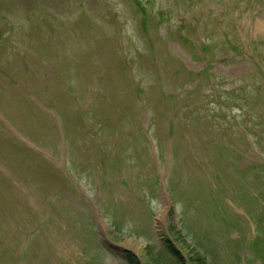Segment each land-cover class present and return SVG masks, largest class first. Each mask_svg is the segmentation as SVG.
Returning a JSON list of instances; mask_svg holds the SVG:
<instances>
[{
	"label": "rangeland",
	"instance_id": "rangeland-1",
	"mask_svg": "<svg viewBox=\"0 0 264 264\" xmlns=\"http://www.w3.org/2000/svg\"><path fill=\"white\" fill-rule=\"evenodd\" d=\"M222 20L263 41L264 0H0V264H264V89L202 70Z\"/></svg>",
	"mask_w": 264,
	"mask_h": 264
},
{
	"label": "trees",
	"instance_id": "trees-1",
	"mask_svg": "<svg viewBox=\"0 0 264 264\" xmlns=\"http://www.w3.org/2000/svg\"><path fill=\"white\" fill-rule=\"evenodd\" d=\"M200 17V16H199ZM217 19V17H215ZM210 23V22H209ZM212 23V22H211ZM210 23V24H211ZM223 23H225L223 20L218 22L217 24L214 25L215 30H217V34H216V38L217 41L213 43V50L215 52V56H224L226 57L227 60L233 62H236V60L239 58L240 60H249L252 63V69L250 72L256 70V74L252 75V80L257 84V88L262 86V88L264 89V66L262 65L264 63V39L263 41L259 40V41H254L251 43H242V42H236L234 40H231L229 38V33H228V26L225 25L224 27H220V25H222ZM231 28V25H230ZM254 40V39H252ZM250 40V41H252ZM208 47L205 46L203 48V50L201 51V53L203 55H206L208 53ZM216 52L218 54H216ZM246 62V61H245ZM203 72V71H201ZM249 72V73H250ZM196 74V73H195ZM213 74L215 77H217V75H215L213 72L210 73ZM247 87V84L241 87H238V89L240 91H243L245 88ZM239 91V92H240ZM258 91V90H257ZM241 104H245L244 100H249V96L247 94H241ZM222 102H219V100H217V105L220 107ZM146 106V110L149 109L150 107H154L153 105L147 107ZM222 107V106H221ZM167 243V247L169 249V251L171 252V254H173L180 263H183L184 259L182 257V255L179 253V251L173 246V243L168 239L166 240ZM125 258L133 264H139V262L137 261L135 255L131 252H125ZM194 260V259H192ZM201 260L200 258H198L197 261ZM201 264V263H200Z\"/></svg>",
	"mask_w": 264,
	"mask_h": 264
}]
</instances>
